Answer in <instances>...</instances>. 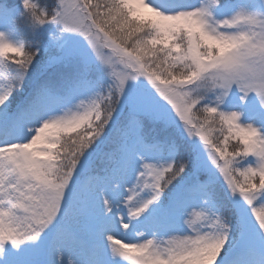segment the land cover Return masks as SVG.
<instances>
[{"label": "snow or ice", "instance_id": "6c2138e0", "mask_svg": "<svg viewBox=\"0 0 264 264\" xmlns=\"http://www.w3.org/2000/svg\"><path fill=\"white\" fill-rule=\"evenodd\" d=\"M253 7L0 0V264H264Z\"/></svg>", "mask_w": 264, "mask_h": 264}, {"label": "rangeland", "instance_id": "374dc122", "mask_svg": "<svg viewBox=\"0 0 264 264\" xmlns=\"http://www.w3.org/2000/svg\"><path fill=\"white\" fill-rule=\"evenodd\" d=\"M245 1H247V0H245ZM192 2L195 3V2H197V0H192ZM253 6H254L253 10H255V11H264V0L255 1ZM232 93L233 94L229 98H227L226 102L221 105L222 110L228 111V110H230L229 105H231L233 103H239V93L236 92L235 86H233ZM248 102L249 103H256L255 94H252V93L249 94V101ZM231 110H235V109H231ZM241 119L245 122H250V121H247L246 113L242 114ZM67 259H68V256H67V254H65V260H67Z\"/></svg>", "mask_w": 264, "mask_h": 264}, {"label": "trees", "instance_id": "16d2710c", "mask_svg": "<svg viewBox=\"0 0 264 264\" xmlns=\"http://www.w3.org/2000/svg\"><path fill=\"white\" fill-rule=\"evenodd\" d=\"M219 125H217L215 127V129H213L210 133V137L212 140L219 142L223 139V136L221 135V133L219 132ZM227 134V133H225ZM239 145L237 144V142L235 140L231 141V143L229 144V148L232 149L234 147H238Z\"/></svg>", "mask_w": 264, "mask_h": 264}]
</instances>
